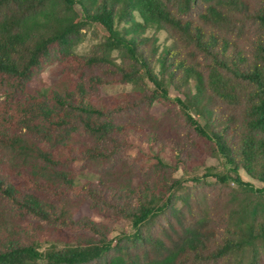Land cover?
I'll return each instance as SVG.
<instances>
[{
	"label": "trees",
	"instance_id": "trees-1",
	"mask_svg": "<svg viewBox=\"0 0 264 264\" xmlns=\"http://www.w3.org/2000/svg\"><path fill=\"white\" fill-rule=\"evenodd\" d=\"M197 1L0 0V165L3 155L31 162L26 172L0 168V197L47 225L11 223L0 212V264H263L264 0L257 10L246 0H201V23L183 17ZM235 13L258 24L251 56L210 28L229 24ZM91 25L105 39L79 55ZM150 30H166L175 44L159 51ZM182 46L208 60L206 74L188 63ZM54 64L59 80L40 89L39 75ZM118 84L133 92L100 95ZM171 89L178 96L171 98ZM156 101L179 107L209 155L222 161L223 169L207 167L191 180L235 185L223 227L205 196L190 188L178 196L183 178L164 176L166 169L189 173L193 158L174 149V161H165L166 144L155 132L116 119ZM134 147L156 177L135 183L132 171L109 170L81 182L73 168L109 165ZM240 171L263 187L245 182ZM73 194L131 230L111 237L105 223L80 215Z\"/></svg>",
	"mask_w": 264,
	"mask_h": 264
},
{
	"label": "rangeland",
	"instance_id": "rangeland-1",
	"mask_svg": "<svg viewBox=\"0 0 264 264\" xmlns=\"http://www.w3.org/2000/svg\"><path fill=\"white\" fill-rule=\"evenodd\" d=\"M252 10H257L260 6L259 0H246ZM205 10V5L198 0L193 6L192 10L188 15L183 16L187 19L200 22L199 15ZM212 28L215 34L226 37L233 45L239 50L243 51L245 55L251 56V48L253 42L259 35L258 24L253 19L249 18L248 15L235 13L231 17L229 24L220 25ZM211 30V29H210ZM83 41L76 47V52L79 55H87L92 53L96 46L104 41L106 32L97 25L88 26L83 30ZM149 36H156L158 39L157 46L159 51H162L165 47H170L175 44L174 39L166 31L150 30L147 33ZM184 57L188 58V63L197 66L201 72L207 73L208 60L200 53L195 52L194 49H186L182 46ZM113 58L118 62H121L119 53L115 52L112 54ZM61 76L60 69L57 64L48 66L39 75L36 86L42 90H48L53 86L55 82L59 80ZM194 80H190L188 86L191 90L194 88ZM133 92V86L130 84H118V85H107L102 87L100 95L104 98L112 96H120L122 94H131ZM171 98L178 96L174 89L170 90ZM3 98L0 96V101ZM195 116L194 113H192ZM117 120L121 123H133L139 125H145L151 132H155L160 141L166 144V148L162 157L165 161L172 163L175 157V151L179 150L182 154L181 157H192V162L189 165V170L186 173L180 169L178 171H171L166 169L164 176H172L174 178H183V189L178 191L177 195L181 196L187 188L193 190V194L200 197L205 196L207 198V204L211 211L216 214L219 226L223 227L225 221V215L228 209L231 207L232 194H235V185L230 184L231 188L223 187L220 185H196L191 179L195 176H202L204 169L207 167H218L223 169L222 161L220 159L213 158L209 155L208 149L204 146L200 139L196 136L193 129L186 122L179 107L174 105L172 102L156 101L154 103H146L137 109L124 112L120 116H116ZM3 161L0 168L7 171L6 166H13L15 170H30L29 165L31 162H24L20 159H10L8 156L3 155ZM152 162L149 161L143 153H140L137 148H130L127 151L122 152L120 155L114 158L113 162L109 165H103L98 162H86L77 163L73 165V168L81 174L79 177L82 181L91 180L96 181L99 175L109 171L117 170L121 173H129L132 171V181L137 183L139 180H145L146 177H156L157 173L151 167ZM240 175L245 182L252 183L255 187L261 188L263 185L249 177L244 171H240ZM150 177V176H149ZM22 184L21 179H19ZM79 183V181H78ZM80 184V183H79ZM24 190L25 187H23ZM75 206L80 208V215L87 216L91 220L96 222L105 223L110 230V236L113 237L120 232H129L131 230L130 224L126 220L115 219L109 211L102 210L100 205H94L87 196L81 194L75 196L74 194L69 196ZM0 212L5 215V218L11 223L32 226L41 225L47 227L45 223L40 220L33 218L29 215L23 216L15 209L8 201L0 197ZM264 264V260H263Z\"/></svg>",
	"mask_w": 264,
	"mask_h": 264
}]
</instances>
